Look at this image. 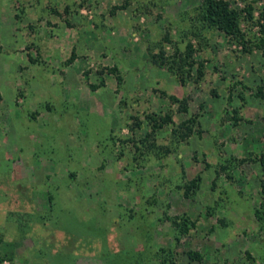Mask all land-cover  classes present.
<instances>
[{"label":"rangeland","instance_id":"374dc122","mask_svg":"<svg viewBox=\"0 0 264 264\" xmlns=\"http://www.w3.org/2000/svg\"><path fill=\"white\" fill-rule=\"evenodd\" d=\"M227 1L251 51L202 0H0L1 264H264V0Z\"/></svg>","mask_w":264,"mask_h":264},{"label":"trees","instance_id":"16d2710c","mask_svg":"<svg viewBox=\"0 0 264 264\" xmlns=\"http://www.w3.org/2000/svg\"><path fill=\"white\" fill-rule=\"evenodd\" d=\"M203 4L200 9V16L202 17L203 20L208 22L209 26L218 30L223 31L227 35L237 39L239 42L243 43L245 46L246 51H251L252 48L250 47V42L251 40L247 38L246 34L244 33L242 27H241V19H240V13L232 9L230 7V3L227 0H202ZM123 8H126V4L122 5ZM248 14L250 18H253V11L250 8H248ZM263 30H264V25H263ZM258 48L263 49L264 52V38L261 39V41L256 43L255 45ZM192 52V50H191ZM188 56H191V53H188ZM112 73H115L117 75V80L119 83L122 82V77L118 73L117 68H112L110 69ZM105 86V80L102 79V81L99 84H92L91 87L93 90H96L97 88ZM4 98L2 94L0 93V103L3 102ZM165 122H171V117L168 115L166 118H164ZM195 119H189L187 121L188 123L195 122ZM186 125V123H183ZM156 127L161 126V125H155ZM188 131L191 133L193 131L192 127L190 125L187 126ZM262 163L264 164V159H262ZM201 180L200 178L198 181ZM198 181L194 180L191 182L190 185L187 186L186 189V194L193 188V187H198ZM184 231L187 232L189 230V219L184 218ZM2 241V237L0 235V242ZM197 255L191 254V257L194 258ZM166 263V262H165ZM1 264V263H0ZM175 264V263H173Z\"/></svg>","mask_w":264,"mask_h":264},{"label":"crops","instance_id":"0c3cea01","mask_svg":"<svg viewBox=\"0 0 264 264\" xmlns=\"http://www.w3.org/2000/svg\"><path fill=\"white\" fill-rule=\"evenodd\" d=\"M4 21V19H1L0 18V25L2 24V22ZM5 26H7V27H12L13 26V20L12 21H10L9 20V22L8 23H5L4 24ZM4 25H3V27H4ZM74 75H76V76H78V72L77 73H75V69L73 68L72 70L71 69H68V73H67V78H69V77H71V76H74ZM68 85H65L64 87H67ZM72 87H74V86H72ZM108 88V86H101V87H99V88H97L96 90H93V94L95 95V97L96 96H98L99 95V93L101 92V90H103V89H107ZM0 93L2 94V96H3V98H4V95H3V93H2V91H0ZM102 102V101H101ZM54 164H55V166L56 165H58V164H56V162H54Z\"/></svg>","mask_w":264,"mask_h":264}]
</instances>
